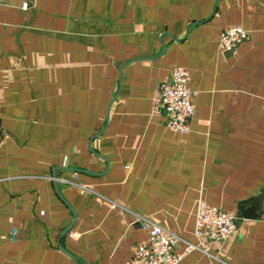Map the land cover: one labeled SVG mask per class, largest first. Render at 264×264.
<instances>
[{
  "label": "crops",
  "instance_id": "crops-1",
  "mask_svg": "<svg viewBox=\"0 0 264 264\" xmlns=\"http://www.w3.org/2000/svg\"><path fill=\"white\" fill-rule=\"evenodd\" d=\"M236 24L249 37L221 49ZM177 64L197 91L184 133L154 106ZM0 116V264H77L60 243L132 264L138 215L199 242L204 199L237 229L181 264H264V200L240 211L264 191V0H3Z\"/></svg>",
  "mask_w": 264,
  "mask_h": 264
},
{
  "label": "built area",
  "instance_id": "built-area-1",
  "mask_svg": "<svg viewBox=\"0 0 264 264\" xmlns=\"http://www.w3.org/2000/svg\"><path fill=\"white\" fill-rule=\"evenodd\" d=\"M3 0H0L2 3ZM25 1L23 7L27 8ZM249 37V31L243 25L226 27L221 35V49H232L239 42ZM191 73L184 65H175L167 79L161 81L159 91L154 98L156 109H163L168 114V125L175 131L184 133L190 128V121L196 115L194 97L197 94L190 86ZM1 125V116H0ZM148 229V237L139 243L133 255L132 264H181L183 257L193 248L209 252L211 239L226 238L237 229L238 213L232 208L202 200L199 203L196 234L199 242L182 237L174 230L150 219L138 215ZM17 228L12 227L11 238L15 240ZM183 241L185 246L178 250L177 245Z\"/></svg>",
  "mask_w": 264,
  "mask_h": 264
},
{
  "label": "water",
  "instance_id": "water-1",
  "mask_svg": "<svg viewBox=\"0 0 264 264\" xmlns=\"http://www.w3.org/2000/svg\"><path fill=\"white\" fill-rule=\"evenodd\" d=\"M263 200H264V191H262V192H260V193H258L255 197H254V199L253 200H248V201H246L244 204H242L241 206H240V211L242 212V214H244V215H246V216H254L255 214H256V211H251V210H249V208L250 207H252L251 205L253 204L254 205V207H256V210H257V208L262 204V202H263ZM70 205V204H69ZM72 207V206H71ZM253 207V208H254ZM252 208V209H253ZM72 210H73V212H74V219L63 229V231H62V233L61 234H65V233H67L70 229H71V227H72V225H73V223L75 222V219H76V211L74 210V208L72 207ZM241 215V213H238V217ZM60 247L64 250V251H66L71 257H73L75 260H76V262H77V264H80V262H79V260H78V258L76 257V255L73 253V252H71L69 249H67L62 243H60Z\"/></svg>",
  "mask_w": 264,
  "mask_h": 264
}]
</instances>
